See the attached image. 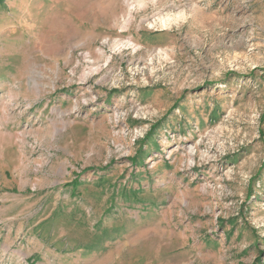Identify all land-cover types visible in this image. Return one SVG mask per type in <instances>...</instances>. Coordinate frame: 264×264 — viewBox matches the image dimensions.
<instances>
[{
  "label": "rangeland",
  "instance_id": "374dc122",
  "mask_svg": "<svg viewBox=\"0 0 264 264\" xmlns=\"http://www.w3.org/2000/svg\"><path fill=\"white\" fill-rule=\"evenodd\" d=\"M0 264H264V0H0Z\"/></svg>",
  "mask_w": 264,
  "mask_h": 264
}]
</instances>
